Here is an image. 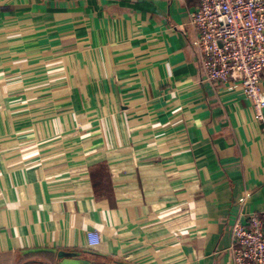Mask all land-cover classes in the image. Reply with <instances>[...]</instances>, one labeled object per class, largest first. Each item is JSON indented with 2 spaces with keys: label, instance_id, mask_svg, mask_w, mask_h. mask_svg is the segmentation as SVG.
Here are the masks:
<instances>
[{
  "label": "crops",
  "instance_id": "obj_1",
  "mask_svg": "<svg viewBox=\"0 0 264 264\" xmlns=\"http://www.w3.org/2000/svg\"><path fill=\"white\" fill-rule=\"evenodd\" d=\"M199 3L0 0V264H233L264 119L205 79Z\"/></svg>",
  "mask_w": 264,
  "mask_h": 264
},
{
  "label": "built area",
  "instance_id": "obj_2",
  "mask_svg": "<svg viewBox=\"0 0 264 264\" xmlns=\"http://www.w3.org/2000/svg\"><path fill=\"white\" fill-rule=\"evenodd\" d=\"M205 79L238 85L257 120L264 119V0H200L190 14ZM233 264H264V210L237 220Z\"/></svg>",
  "mask_w": 264,
  "mask_h": 264
}]
</instances>
